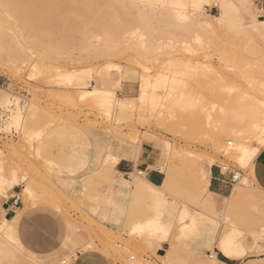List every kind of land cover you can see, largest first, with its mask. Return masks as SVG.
<instances>
[{
  "label": "rangeland",
  "instance_id": "374dc122",
  "mask_svg": "<svg viewBox=\"0 0 264 264\" xmlns=\"http://www.w3.org/2000/svg\"><path fill=\"white\" fill-rule=\"evenodd\" d=\"M81 1L0 0V176L7 175L16 186L2 196L14 190L20 194L23 210L18 213L33 207L50 208L64 229L61 246L46 256L30 251L19 234L25 251L10 248L4 230L8 243L3 242L2 248H9L0 252V264H35L28 256L45 264L63 258L70 264H162L147 236L129 229L136 222L135 214H152L154 203L124 183L132 175L118 171L119 163L126 160L115 164L110 149L114 143L131 145L134 140L141 147L143 141L151 140L156 167L176 173L177 188L165 194V204L173 203L181 221L174 235L176 247L190 241L203 220L217 221L219 233L226 229L230 214L224 212L223 200L210 197L213 209L203 203L211 167L220 168L230 178V191L237 184L259 188L255 174L251 175L253 163L242 167L228 154L229 138L222 132L231 125L242 128L247 115L241 107L250 103L245 99L264 94V88L251 85L264 81V37L250 26V12L257 1L227 0L232 22L220 26L214 22L219 11L213 3L195 0L192 6L188 0L185 14L197 21L186 30L171 11L151 14L141 6L132 7L133 0H97V11L88 15ZM197 3L200 10L194 11ZM198 17L210 20V27L202 29ZM249 72L259 73L260 79ZM247 76L258 80L249 79L253 80L249 83ZM163 77H167L165 84L155 87ZM127 81L134 92L120 89L119 84ZM93 85L111 87L117 99L131 93V104L118 108L112 101L92 97L88 91ZM244 93L248 97H242ZM164 143L169 145V150L165 147L168 152ZM246 145L258 146L254 138ZM170 149L175 150L174 156ZM213 160L216 163L210 166ZM235 172L238 179L232 180ZM68 184L71 187L66 188ZM28 185L35 199L30 196L28 202L22 201L21 193ZM117 191L126 194V210L132 216L124 229L126 222L120 226L102 222L89 212L94 197L102 209H109L102 199ZM15 226L10 233L16 237ZM71 228L78 232L68 243Z\"/></svg>",
  "mask_w": 264,
  "mask_h": 264
},
{
  "label": "bare ground",
  "instance_id": "6f19581e",
  "mask_svg": "<svg viewBox=\"0 0 264 264\" xmlns=\"http://www.w3.org/2000/svg\"><path fill=\"white\" fill-rule=\"evenodd\" d=\"M186 1H188V0H133L131 2V4H132V7H134V8H138L139 6H141V7H143L142 9H144V8L148 9L151 14L158 13L159 16H160V14L161 15L167 14L169 11H171L170 14L174 13L178 20L176 19L175 16H173L174 14L171 15V16L173 18H175L178 22H181V23H179V24H181V27L180 26L179 27L182 28L183 30H186L187 28H189V27L191 28L193 25H195V21H197V20L190 21V18L188 17V15L185 14V11H186L185 10V8H186L185 6L187 5ZM196 1H198V0H196ZM196 1L195 0L191 1L190 0V2L189 1L188 2L189 3L192 2L191 5L195 6V2ZM206 1L213 3L215 5V7H217V9L219 11L218 15L215 16V18H214L215 19L214 22L216 24H219L220 26H225V25H229L230 22H232L230 20V9H229V6H228L229 3H228L227 0H205V2ZM81 2L83 3L82 4L83 5L82 9L85 11V14L88 15V13L91 12V10L95 9V7H96V3L95 2H97V0H83ZM196 6L198 8V3H197ZM190 8L192 9L191 6H190ZM197 8L194 9V11L195 10H200L199 9L200 7L198 9ZM261 11L262 10L260 8L255 7V4H254L253 10L250 12L251 13L250 14V17H251L250 26H251V29L253 28L254 33L259 35L260 37H264V19H258V16L260 15ZM197 13H199V12H197ZM195 15H198V14H195ZM202 15H201V17H202ZM164 16H167V15H164ZM198 16H200V15H198ZM190 17H192V16H190ZM201 17H198V22L197 23L200 25L201 28L203 26H206V27L209 28L211 21L209 20V22H210L209 23L208 19H206V18L203 19ZM188 20H189V22H188ZM191 20H194V19L192 18ZM168 24H170V23H168ZM171 25H172V23H171ZM193 29L195 30V26H194ZM179 34H180V32H179ZM181 35H183L182 32H181ZM195 36H197V35H195ZM194 40L196 42L197 40L200 41L201 39L200 38H196V39L194 38ZM203 41H205V40H203ZM255 64L257 65V63H255ZM119 68H120V66H119ZM248 68H250V67H248ZM251 71H252V69H251ZM256 71H258V70H255V72ZM261 72L264 74V67L261 68ZM261 72L259 71V73H261ZM259 73L254 74L253 72L252 73L249 72V74L247 73V75H252V76H256L255 78H259V77H257V75L261 76ZM248 77H250V76H247V78ZM165 78H167V77H165ZM255 78L253 79L251 77V79H253V80H255ZM164 79H162L161 81L162 82L163 81L166 82V79L165 80ZM249 79L250 78L247 79V81L249 83L253 82V80L250 82L251 79L250 80ZM157 80H158V78H157ZM257 80L258 79H256L255 81H257ZM128 82L129 81H127V83L125 85H121V83L120 84L118 83L120 85V89L122 88V89L125 90V88H126L129 92L130 91L134 92V90H132V86L133 85H131ZM162 82H160V80H159V82L157 81V83H160V84L157 85V83H156L155 84L156 86L155 85L154 86L155 87H160L161 85H164L165 83L164 82L162 83ZM171 83H172V81H171ZM256 83H258V82H256ZM256 83L254 82L251 85H254L257 89H258V87L260 89L264 88V81L263 82L260 81L258 85ZM148 84H150V83H148ZM257 92L255 93V97L257 96L256 95ZM262 92L264 93V89H263ZM88 93L92 97L99 98V99H102V100H105V101H112V102H114L115 107H118V108H122V106L131 104V96L128 97V95L125 94L122 98H120V99L118 98L117 99L116 96H115V93H114V89H112L109 86L107 87V86L100 85L98 87L96 85H93V87H91V89L88 91ZM260 94L262 96L259 97V98H254V97L251 98V96H254V95H251L249 97L250 99L249 98L245 99L247 102H250V103L247 104L248 106L243 105V106H246V107H243V106L241 107L242 109H244V111H243V114H245L244 117H246V115H247V117L244 118V119H247L246 123L245 124L243 123L244 125H242V128L240 127L241 129L238 127L239 130H236V128L234 129L232 127V125H231V126H227L226 129H224L225 131L222 130V132L225 134L224 136H228V138H229V139L226 140V144L230 146V148L227 149V153L230 154L237 162H239V164H241L242 167L243 166H247V168L250 167L252 165V163H254L255 158L259 155V153L261 151L260 149L264 148V94H262V93H260ZM245 95H246V93H244V95L242 97H245ZM248 99L249 100L254 99V101H248ZM156 100L158 101L159 99H156ZM156 100H155V102H156ZM185 102H187V101H184L182 103L185 104ZM188 102H190V101H188ZM243 102H245V101H243ZM235 109H237V108H235ZM235 112L237 113V111H235ZM231 137L233 138L232 140H230ZM157 138H154V139L156 140ZM251 138L255 139V141H256L258 146L253 147V146H247L246 145L247 141L250 140ZM103 140L105 142L106 138L103 137ZM126 141H128V140H126ZM129 142H131V141H129ZM160 142H161V140H160ZM142 143L143 144L145 143V144H148V145H151V146L153 144V142L151 140L149 142L148 141H143ZM164 144H165V146H164ZM164 144H163L164 148H163V146H162V148L164 149V151L165 150L167 151V149L169 148V145L166 144V143H164ZM166 145H168V146L166 147ZM165 147L167 149H165ZM215 147H217L216 149H218V147H219V149H221V145H219V144H216ZM110 149H111V157L114 160L115 164H117L120 160L130 161V162H133V164H135L134 162L140 156V147H137V144L134 142V140H133V142H131V145L123 143V142L114 143L110 147ZM173 149H170L171 154H172L173 151H175ZM176 151H177V148H176ZM173 153L175 154L176 152H173ZM174 154H172V156H174ZM176 155H178V153ZM215 163L216 162L214 160L211 161L210 162V166L215 164ZM156 168H158L159 171H161V169L159 167H156ZM222 168L226 169L225 166H223ZM134 170H135V172H134ZM166 171H161V172L164 173V179H163V182L161 183V185H153V184H151L146 179L145 173H143L141 170L136 169V168L128 173V175H130V174L132 175L131 176L132 180L131 179H130L131 181L126 180V179L124 180V183L128 182V185H131V187L134 189L133 191H135L137 196H139L140 198L150 199L152 201V203H154L153 209L150 208L152 214H150L149 216L147 214H145V213H143V215H146V216H143L141 213L140 214L142 216H140V215L139 216H135L136 215L135 214L133 216V220L136 219V222H133L131 220L132 216L130 214H128L127 213L128 210H126L127 207H126V204H125V201H124V198H125L126 194L123 191H117L115 194L109 193V195H106L104 197V199H102V201L105 204H108L110 206L109 209H106V208L102 209L101 206L99 205V203H100L99 201L100 200L97 197H94L95 199L91 200L92 201L91 206H90V210L91 211H89V210L88 211L93 213L95 218L99 219L102 222H108V223H111V224H114V225H117V226H120V224L126 222L123 225V229L125 228V225L127 224L128 220L130 219V222L131 221L132 222L130 224L131 226L128 224L130 226L129 229L132 228V232H137L139 235H143V234L146 235L147 238L149 239L151 250L154 249V246H156V244H160V245L169 244L170 245V247H171V249H169L170 251L167 254H165L166 256L164 255L165 256L164 258H160V260H161L162 264H172L171 261H173L174 257L176 256V253H175L176 246L174 245V235L179 233V227H180L179 225L181 224L180 223L181 221H178L177 208L173 205V203H172V206H168L167 204H165V202H168V201L165 200L166 199L165 196H167L165 194H167L169 191L173 192L174 189L177 188L179 183L177 182V178H175L176 173L174 175L173 170L172 171L166 170ZM238 175L239 174L235 172V174H234V179L235 180L238 179ZM251 175H252V173H251ZM199 178L203 179V175H201V173H200ZM113 183H116V182L113 180ZM124 183H123V185H121L122 188L124 186H126V184H124ZM176 184H177V186H176ZM240 184H242V183H240ZM14 185H15V182L12 181V179H10L7 175L0 176V194H4V193L7 192V190L13 189ZM244 186H241L239 184L233 186L235 188H233V190L231 192V195L229 197H227V198H223L222 199L223 200L224 212H228L229 209L233 208L234 206H238L239 204H241L243 202L244 199H242V198H244V197L242 196V194H243L244 191H248V194H247L248 196L245 199L250 200V199L254 198V195L250 194V193H252L250 191H256V190L253 189V188H249V186L248 187H244ZM65 187L69 188V187H71V185L68 184V185H65ZM196 189H198V191H201L200 185H198V187H196ZM32 192H33L32 191V186L31 185L26 186L25 189H23V192L21 193L22 194L21 195L22 201H25V200L29 199L30 196L32 195ZM206 193H207L208 197L203 199V203H204V205L205 204L207 205V206H205L206 208L208 207V209H209V207H210V209H211L213 207V200L210 197H216L217 195H215L213 193H210L208 191ZM43 196H45V195H43ZM51 196L55 198V196H53V194ZM47 197H48V195H47ZM58 198H60V197H58ZM31 199L34 200L35 198H32V196H31ZM56 201H57V199H56ZM27 202H28V200H27ZM204 205H202V206H204ZM250 205L252 206V204H250ZM253 209L251 211H256V217L253 216L251 231L253 230L254 227H258L259 226L260 220H262V222H264V212H263L264 209L263 210L259 209L257 206H255V207L253 206ZM129 211H130V209H129ZM132 212H134V210H132ZM137 213L139 214L138 210H137ZM129 215L131 216V218L129 217ZM251 215L252 214H249L248 216H251ZM244 216H246V215H244V213L242 212L241 213V217L243 218ZM14 222H15V218L12 219V220H6L4 218V211H2L0 209V244L2 245V246H0V249H2V250H0V252L1 251H7L5 249H7L9 247H6L5 249H3V248L5 246L4 243L7 244L9 242L8 240H10V242L8 244L10 246V248L12 247V248H15V249L21 251V249L19 248V246H18V244H17V242L15 240L14 235L12 233H10V229H11L12 225H14ZM177 223H178V227H176ZM198 224H199V222H198ZM198 224H197V226H198ZM182 225H183V223H182ZM219 225L220 224L217 221H213V222L208 221L207 222V221L203 220L200 223L199 227H197L198 229L196 228V233L192 235L191 240H190V241H192V243H191L192 248H194L196 250L206 249V250L210 251L208 256L210 258L212 257V259H211V262L208 263V264H214L215 263V260H214L215 259V254L212 252V250H213V246L215 244V241L218 239L220 234H222L223 232H225L226 230L231 229V228H235V227L239 228L238 224L235 222V220L233 221L230 216H229V219H228V224L226 226V229L224 228L221 231V233H219L220 232L219 231ZM177 228H178V230H177ZM4 230H7L8 232L4 231ZM6 232H7V234H6V236H4V234ZM77 232H78V229L71 228L70 233H69V235L67 237V241H69L68 243H70V241L73 240V238L75 239ZM130 232H131V230H130ZM3 236L9 238V239H7L8 242L4 241L5 238L3 239ZM76 240H79V239H76ZM3 244H4V246H3ZM169 245H168V247H169ZM182 245H183V243H182ZM205 254H206V252H205ZM181 255L184 256L185 254L181 253V251H178V262L180 261V256ZM11 256H13V255H11ZM209 257H207V258L209 259ZM28 258L32 259V260H29V261H34L35 264H45V263L39 261L38 259H34V258L30 257V256H28ZM131 258L133 259L134 257H131ZM28 264H30V263H28ZM55 264H70V263H69L68 259L63 258V259H60Z\"/></svg>",
  "mask_w": 264,
  "mask_h": 264
},
{
  "label": "crops",
  "instance_id": "0c3cea01",
  "mask_svg": "<svg viewBox=\"0 0 264 264\" xmlns=\"http://www.w3.org/2000/svg\"><path fill=\"white\" fill-rule=\"evenodd\" d=\"M256 1L257 8L262 10L259 17L264 19V0ZM0 91L3 90L0 88ZM127 95L128 97H133L131 93ZM152 148L151 145L142 144L140 156L137 160L138 164L121 161L118 165V171L129 173L136 168L145 173L146 179L151 184L161 185L164 173L156 168L158 161L154 157ZM253 166L254 171H252V176L254 173L259 188L256 186L257 191H250L252 192L250 194L254 195V198L252 197L253 199L250 200L245 199L248 196V191H244L242 194L244 197L242 198L244 199L243 202L228 210L231 219L235 220L239 228L235 227L226 230L220 234L216 240L217 242L215 241L212 252L215 254L214 260L216 264H264V222L260 220L262 225L250 233L253 216L256 217V211H251L253 206H257L262 210L264 209V150L255 158ZM228 181H230V178L227 179L225 175L220 173L218 167H211L208 192L217 195L214 199L222 200L229 197L232 191H230ZM15 187L14 185L13 188ZM2 195L0 194V209L4 211V218L6 220L15 218L14 224H16L15 233L17 238L14 237L21 251H25L21 243L22 241L30 251L37 255L46 256L55 253L61 246L64 238L63 223L58 214L47 207L28 208L22 211V213H18V211L23 210L20 194L14 190L8 193L6 197ZM242 212L246 215L243 218L241 217ZM249 214L252 215L248 216ZM254 239H257V241L252 246V243L255 241ZM191 243L192 241H189L182 246L177 245L176 256L171 261L172 264H178V249L185 252L187 257L189 256L190 259L187 264H208L204 260L206 257H209L210 251L206 249L196 250L192 248ZM168 245L156 244L154 246L153 251L158 259L164 258L165 254L170 251L171 247L170 245L168 247ZM33 253H28V255H34ZM186 256H180L179 264H184L183 260L187 258ZM209 259H212V257H209Z\"/></svg>",
  "mask_w": 264,
  "mask_h": 264
},
{
  "label": "built area",
  "instance_id": "2783aa9c",
  "mask_svg": "<svg viewBox=\"0 0 264 264\" xmlns=\"http://www.w3.org/2000/svg\"><path fill=\"white\" fill-rule=\"evenodd\" d=\"M219 169V171H220V173H222L223 175H224V173L222 172V170L220 169V168H218ZM232 180H234V176H232Z\"/></svg>",
  "mask_w": 264,
  "mask_h": 264
}]
</instances>
